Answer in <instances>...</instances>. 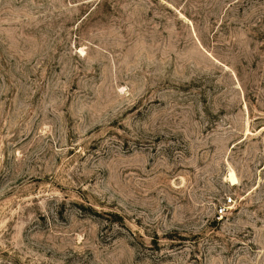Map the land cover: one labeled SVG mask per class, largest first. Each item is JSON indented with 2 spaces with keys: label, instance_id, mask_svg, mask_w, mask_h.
Segmentation results:
<instances>
[{
  "label": "rangeland",
  "instance_id": "374dc122",
  "mask_svg": "<svg viewBox=\"0 0 264 264\" xmlns=\"http://www.w3.org/2000/svg\"><path fill=\"white\" fill-rule=\"evenodd\" d=\"M0 264H264V0H0Z\"/></svg>",
  "mask_w": 264,
  "mask_h": 264
},
{
  "label": "built area",
  "instance_id": "2783aa9c",
  "mask_svg": "<svg viewBox=\"0 0 264 264\" xmlns=\"http://www.w3.org/2000/svg\"><path fill=\"white\" fill-rule=\"evenodd\" d=\"M232 201H233L232 196L227 197L226 200L224 201L225 206H221L219 208L220 213H224L225 212V207H227L226 205H229V203H231Z\"/></svg>",
  "mask_w": 264,
  "mask_h": 264
},
{
  "label": "bare ground",
  "instance_id": "6f19581e",
  "mask_svg": "<svg viewBox=\"0 0 264 264\" xmlns=\"http://www.w3.org/2000/svg\"><path fill=\"white\" fill-rule=\"evenodd\" d=\"M229 178L232 181V183L237 182V177L234 172L230 173Z\"/></svg>",
  "mask_w": 264,
  "mask_h": 264
}]
</instances>
